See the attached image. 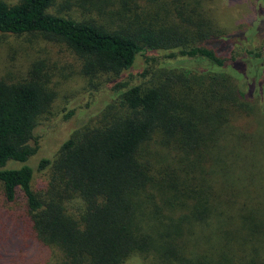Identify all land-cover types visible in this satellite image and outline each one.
<instances>
[{"label":"trees","instance_id":"1","mask_svg":"<svg viewBox=\"0 0 264 264\" xmlns=\"http://www.w3.org/2000/svg\"><path fill=\"white\" fill-rule=\"evenodd\" d=\"M211 1L0 0V34L59 42L82 59L84 74L108 76L116 94L94 125L31 168L52 93L35 67L17 82L0 79L1 196L22 203L32 241V256L17 264H264V228L247 202L264 197V103L254 95L263 91L262 53L240 50L252 55L247 64L235 50L208 47L228 38ZM55 5L90 18L51 14ZM160 51L207 65L120 80L138 56ZM239 170L259 194L241 199ZM34 173L46 174L44 187L33 186ZM208 226L215 242L198 246L192 229Z\"/></svg>","mask_w":264,"mask_h":264},{"label":"rangeland","instance_id":"2","mask_svg":"<svg viewBox=\"0 0 264 264\" xmlns=\"http://www.w3.org/2000/svg\"><path fill=\"white\" fill-rule=\"evenodd\" d=\"M2 1L13 4L17 0ZM210 6L213 17L219 24L218 29L228 38L220 43H209L208 47L213 50L218 49L220 52H216L223 55L235 50L237 59L247 64L253 61V57L240 50L261 51L262 56L258 61L264 64V0H212ZM49 11L51 14H56L57 11L63 14L67 11L72 19L79 21L90 18L84 11L75 13L72 9L57 8V5L51 7ZM230 42H233L232 45H229ZM164 54L160 51L138 56L133 67L123 73L120 80L128 81L129 85H132L140 80L139 74L145 69L164 67L184 70L192 67V70H202L207 65L204 62L191 65L190 61L164 60ZM34 67L45 88L52 93V98L38 118L34 130L37 151L27 161V165L31 168H34L41 158H53L61 144L72 134L79 132L84 126L94 125V120L96 118L98 120L100 111L116 96L112 83L108 82V76L84 74L82 59L59 42L41 35L0 34V79L17 82L25 79ZM261 76L264 77V73H258V78ZM249 79L253 82L252 73ZM263 83L264 80L261 84L263 91L254 93L260 97L262 103H264ZM248 125L249 123L246 127ZM260 133L261 139L264 140V127ZM245 174L244 171L239 170L241 179L238 189L241 191L239 194L241 199H244L246 190L251 195L259 194L260 191L255 181L250 183L244 181ZM45 178L46 174L34 173L33 186L44 187ZM247 202L255 210V216L252 208H249V213L252 212L253 217H256L259 228H264V197L259 194V197L251 198ZM23 217L22 203L5 202L1 196L0 185V264H17L15 259L22 254L32 256V250L28 249L32 241L24 220H21ZM214 229L212 226L202 227L201 232L197 233L192 229V238L196 240L198 246L200 242L212 245L215 242V235L212 232ZM226 242L227 240L222 241V243ZM17 251L19 254L16 256ZM49 261L50 258L39 264H48ZM124 264H148V262L132 258Z\"/></svg>","mask_w":264,"mask_h":264}]
</instances>
